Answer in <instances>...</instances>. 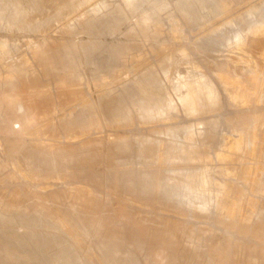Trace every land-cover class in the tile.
<instances>
[{
    "label": "rangeland",
    "instance_id": "obj_1",
    "mask_svg": "<svg viewBox=\"0 0 264 264\" xmlns=\"http://www.w3.org/2000/svg\"><path fill=\"white\" fill-rule=\"evenodd\" d=\"M254 7L261 8L258 16L264 20V0H0V42L10 46L12 56L8 66L28 69L20 95L34 105L39 119H51L46 135L27 136L23 130L12 132L9 120L0 118V264H37V259L46 264L52 258L59 264H92L79 247L65 249L68 236L42 209L9 207L22 190L33 189L50 199L52 210L62 211L94 191L101 196L102 218L109 213L106 209L121 207L109 198L118 185L169 193L208 166L212 186L224 188L234 172L220 174L225 165L216 155L222 151L230 152L234 171L246 164L264 170L263 132L258 130L250 154L230 149L240 133L223 126L222 112L210 113L205 95L193 91L198 81L210 80L228 64L256 69L264 63L260 30L248 36L244 48L223 38L210 44V31L217 26L238 23L226 25L229 39L245 29L249 22L243 16ZM1 74L0 97L8 89L7 70ZM228 78L222 91L225 106L228 96L240 94L241 81ZM243 80L250 95L238 111L262 109L264 97L251 99L257 80L249 75ZM257 86L264 92V77ZM235 111L227 112L232 116ZM211 119H219L220 133L210 130ZM188 126L195 128V142L179 137L177 127ZM236 185L240 190L241 183ZM162 203L154 206L163 219L180 218L170 204L164 202L165 208ZM149 204L143 201L138 207ZM263 205L264 194L251 214L252 231L263 232L258 222ZM201 215L181 218L194 228L211 222L216 243L227 233L244 235L235 229V221H207ZM111 224L130 228L127 220ZM96 232L93 226L90 237ZM126 255L120 252L118 259ZM147 257L152 260L154 252H143L138 264ZM211 257L221 259L216 250Z\"/></svg>",
    "mask_w": 264,
    "mask_h": 264
},
{
    "label": "bare ground",
    "instance_id": "obj_2",
    "mask_svg": "<svg viewBox=\"0 0 264 264\" xmlns=\"http://www.w3.org/2000/svg\"><path fill=\"white\" fill-rule=\"evenodd\" d=\"M259 12L262 14L261 8L259 10L254 7V10L249 9L245 16L243 14L244 20L247 23L249 22L248 26L245 29H238L233 34L234 36H231L233 38L230 39L225 27L226 25H236L238 23L232 21L226 25L217 26V28L213 27L214 29L210 31V35L213 37L211 40H214V42H210V44H215L217 38H223L229 43L234 41L233 46L235 47L244 48L249 35L260 30L263 37L264 20L258 16ZM222 13H225L224 9ZM229 15L227 14V16ZM261 35L259 34L260 37ZM259 40L255 43H260ZM262 49L264 48H261V51ZM9 50L10 46L7 43L0 42V76H2V70L6 69L5 83L8 86V89L0 97V118L9 120L12 132L23 130L27 136L38 134L42 136V134L48 132L51 119L48 116L39 119L35 113L34 105L24 102L20 95V86L25 84V81H22L21 78L27 77L28 69L25 65L8 66L7 60L12 58ZM256 51L258 50L256 49ZM37 56H39V53H37ZM245 75L252 76L253 79L257 80V83L254 84L256 89L255 93L252 94V101H256L258 96L262 100L264 92H261V88L257 85L264 77V63L259 64L256 69L247 67L242 69L228 64L215 73L210 80L203 78L198 81L193 91L198 90L205 95L210 113L222 112L219 119L224 124L223 126L229 129L233 128L240 133V137L231 144L230 149L250 154L256 145L258 130L264 134V107L262 109L256 108L254 112L245 114L238 111L240 107H245L244 105L247 104L250 95V90L243 80ZM230 76L232 79L236 77L241 81L240 94L238 93V96L233 97L228 96L225 106L222 102V91L225 89L226 81ZM231 110H236L232 116L228 115L227 112ZM219 119H211L207 122L210 130L216 133H220ZM177 130L181 139L193 141L196 137L193 126L177 127ZM263 134L261 133V135ZM263 136L261 137L263 138ZM225 146L228 148L227 145ZM229 153L222 151L216 155L220 163L225 165L221 166L220 174L225 175L230 170L234 172L229 180L225 182L224 188L217 184L212 186L210 183L212 175L208 166L197 174L189 175L185 183L178 185L173 192L169 193H163L158 187L152 193H149L145 190H136L118 185L113 191L109 192V198L112 203L121 204V207L117 210L105 208L109 213L102 218L99 217L103 209L101 196L94 191H86L83 196H79L75 205L63 211L52 210L48 205L50 199L42 198L33 189L22 190L14 198L11 196L12 199L8 205L23 210L42 209L58 228L68 236L69 242L65 244V249L74 246L79 247L92 264H138L143 252H146L148 256L154 252V258L149 260L147 257L144 264H226L227 261H231V264H262L264 261V214H260L258 217L263 232L252 231L250 221L259 197L264 194V181H262L264 170L259 166L250 168L246 164L242 170L234 171L233 167L236 164L233 167L231 166L230 162L232 160L230 161ZM206 161L210 162L208 158ZM46 177L49 178V175ZM63 180L68 184L65 179ZM30 181H35V178L32 177ZM236 182L241 183L240 190ZM236 194L238 198L235 201L231 200ZM158 199L160 203L170 204L169 208L174 213H180V218L163 219L159 214L158 207L154 206L159 203ZM143 201L150 203L149 208L140 210L141 208L138 205ZM163 206L166 208L165 205ZM194 212H199L202 214L201 216L205 215L207 221L210 218L235 221V229L247 235L248 238H245L244 235L238 237L227 233L222 243H216L215 234L217 229L210 226L211 222H209L210 225L203 224L206 226L200 225L199 228H194L186 225L183 221L186 219H182L183 216L181 218V215L187 216L194 214ZM194 217L196 218V216ZM113 220H127L130 225L129 230L125 231L122 228L113 227L111 224ZM93 226L97 232L95 237L91 238L89 232ZM215 250L221 255L220 260H214L211 257V252ZM120 252L126 253V258L118 259ZM40 261L37 259L35 262L37 264L43 262ZM46 264H59V261L52 258Z\"/></svg>",
    "mask_w": 264,
    "mask_h": 264
}]
</instances>
